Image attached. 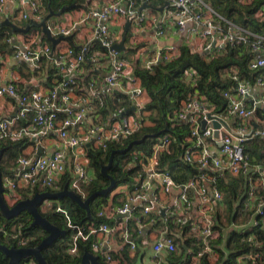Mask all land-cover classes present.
<instances>
[{"label":"built area","instance_id":"built-area-1","mask_svg":"<svg viewBox=\"0 0 264 264\" xmlns=\"http://www.w3.org/2000/svg\"><path fill=\"white\" fill-rule=\"evenodd\" d=\"M7 1L18 8L28 7L29 12L21 13L25 19L40 21L47 13L42 0H0V10ZM166 1L173 10L177 29L184 31L189 28L193 35L201 38V44L196 48L190 47L192 50L213 56L225 53L231 46L245 45L251 54L247 69L260 72L253 79L240 75L235 66L225 72L224 76L233 83L222 93L226 100L222 111H216L214 104L196 89L191 90L173 111L171 123L187 126L181 159L198 169V173L185 183L177 184L167 170L159 167L160 154L168 150L172 142L171 136L163 133L153 143L150 155H144L140 150L133 151L131 164H138L142 171V177L140 173L135 177L140 180L139 185L132 187L124 184L129 188L125 198L120 204L101 207L97 216L103 220L98 225L74 224L64 206L57 205L55 211L65 217L66 225L71 230L67 249L71 254L77 253L79 243L89 242L93 253L100 254L111 263L113 236L118 231L122 234L124 244L135 248V242L129 237V222L134 220L136 230L140 232L142 226L153 224L162 213L158 197L150 194L151 188L157 184L164 193L170 194L173 190L178 193V201H175L178 210L174 214L179 216L181 224L189 223L191 231L199 238V248L191 251V255L196 258L204 254L215 256L216 250L212 243L218 233L213 227V210L217 203L222 202L223 194L218 189L209 191L208 181H214L224 172L238 175L250 167L258 175L250 177V187L244 201L246 211L255 208L247 224L260 228L264 226V161L252 164L246 152V144L257 139L264 147V92L254 95V90H264V36L221 16L203 0ZM138 8L135 0H107L99 8L88 9L82 21H93V37L79 47L68 45L56 48L43 44L39 28L32 27L21 34L18 43L13 45L12 56L15 61L25 64L32 71H38L42 57H47L58 69L59 79L55 78L46 86L19 91L13 82L5 81L3 84L2 72L11 68L0 57V96L7 95L15 102V114L0 117V141L25 138L30 145L23 148L12 172L3 179L4 194L8 197L14 199L17 191L36 187H42V190L54 187L50 191L59 190V183L66 177L65 184L85 198L84 187L106 184L105 179L89 173V170L94 169L89 164L88 151L106 149L109 143L127 138L142 125L151 124L149 112L145 109L149 102L146 101V90L128 63L119 57V52L111 49L116 39L109 27L116 24L120 17L134 15L140 24L149 17L155 25L156 34L163 33L158 18L155 15L148 16L145 10L139 11ZM257 15L264 17V11L259 10ZM47 27L54 37L69 36L73 30V26ZM5 42L9 43L10 40L7 38ZM96 55L106 56L108 71L102 77H91L86 83V91L81 92L76 71L80 70L82 64L93 61ZM153 55L142 67L151 70L159 62L173 60L178 52L171 46L164 48L155 45ZM194 76L195 72L188 70L187 80L191 87H195ZM124 82L126 85H123ZM116 89L125 98L114 97L119 104L116 111L109 119L96 120L99 110L106 105L107 97L114 94ZM131 106L135 109L130 110ZM254 117L258 118L257 124L252 122ZM214 122L218 123V127L214 126ZM215 131L218 132V138L214 136ZM52 135L55 142L45 149L44 141ZM194 196L200 200V204L196 214L192 215L194 208L191 197ZM49 206L47 202L42 208L46 210ZM138 207H141L142 215L147 217L146 221L132 217ZM97 233L101 234V238L93 240L92 236ZM20 234L18 230L9 237L16 239V246H27L32 238L20 237ZM251 238L248 236L249 240ZM152 248L156 255L164 250L175 251L176 244L169 234L166 220ZM247 258L252 256L241 255L230 264H244ZM24 262L37 264L33 258Z\"/></svg>","mask_w":264,"mask_h":264},{"label":"trees","instance_id":"trees-1","mask_svg":"<svg viewBox=\"0 0 264 264\" xmlns=\"http://www.w3.org/2000/svg\"><path fill=\"white\" fill-rule=\"evenodd\" d=\"M47 8V13L51 8L57 11L63 5L74 3L76 7L81 6L82 0H42ZM152 0H149L151 2ZM163 3V0H158ZM208 4L221 16L232 20L236 24L249 29L250 31L264 36V17L258 16L259 10L264 11V0H206ZM139 3V0H136ZM155 5V3H152ZM155 8V7H154ZM26 24H22V27ZM10 32H6V29ZM38 30L41 29L39 28ZM12 30L9 26L0 28V48H5L7 43L3 41L4 37L9 38L12 35ZM17 33V32H14ZM44 37V34H43ZM128 33L126 34V38ZM97 47V46H96ZM251 54L245 45H234L229 47L225 53L221 55H209L205 52L192 50L188 45L182 44L178 48V56L168 62H159L148 70L138 64H134V74L140 79L142 87L146 90L149 96V102L146 105V110L149 112L150 125H142L131 136L123 138L119 141L111 142L106 149L89 150V164L96 172L97 178L106 180V184L101 187L88 185L84 187L85 197L90 195L95 190L101 189L108 184L106 179L100 172L101 165L107 164L109 155L113 149L126 147L132 140L140 139L144 135L146 138L136 144H132L128 150L115 153L113 156L112 165L107 172L116 180V187L123 184H129L132 187L139 185L140 180L135 177L142 171L138 164L132 165L133 151L140 150L144 155H150L152 145L156 137L149 136L161 131V134L166 133L171 136L172 142L168 150L163 151L159 157V167L167 170L177 184H182L188 181L192 176L198 173L195 166L189 165L181 159V154L185 145L184 137L187 133V126L183 123H171L173 111L187 97L189 92L196 89L198 93L204 96L209 102L214 104L216 111H222L225 107L226 100L222 93L232 85V81L224 76L225 72L230 67L235 66L240 75L253 79L260 71H250L247 69V63ZM44 57L42 61L44 64ZM23 64V63H22ZM25 65V64H24ZM195 72V87L188 85L187 72L188 70ZM29 70V69H28ZM32 71V70H31ZM36 74L37 71H32ZM53 76L51 78L59 79L57 67L51 69ZM49 79V84L53 79ZM106 101L104 110L107 105L111 109L117 108V102ZM166 128V130H165ZM28 142L26 139L12 140L10 138L0 141V151L2 156L0 159V171L2 180L5 175L11 173L15 165L16 158L20 155L23 148ZM246 152L250 156L252 164L261 163L264 161V147L260 140L250 141L246 144ZM250 169V168H249ZM251 171V175L249 174ZM241 174L236 178L227 177L225 181L222 177L219 178L218 186L223 193L224 210L217 212L214 218V229L218 233V238L212 243L213 248L218 253V258L215 264H230L236 261L241 255H250L252 258H247L244 264H264V226H250L247 221L250 219L251 212L245 213L243 210L244 200L247 197L249 189V175L252 177L258 174L253 170ZM67 178L61 180L59 189L63 188ZM33 190L18 191L20 198H27L35 191ZM49 190V189H48ZM54 190V189H53ZM107 195L98 196L90 202V215L69 198H64L62 205L68 211L70 220L74 224L85 225L92 223L98 225L103 220L97 216L98 210L106 205L109 197ZM113 197V201L117 202V197ZM52 224L61 229L66 230V234L59 237L53 244L43 248L42 253L47 261V264H77L84 250L91 252L90 243H79L77 253L71 254L68 252L70 228L66 225L65 217L55 211L53 208L50 211H41ZM154 214V213H152ZM155 215V214H154ZM179 216L176 214L167 217V225L169 234L172 236L176 248L179 253H170L167 256L169 264H187L184 257L186 248L193 247V243L198 242L196 235L191 231L189 223L181 224ZM31 217L28 213L22 212L18 216L6 219L0 212V242L8 246H16V239L10 238V234L17 233L20 230V237L32 238L27 246L37 245L46 232L39 226H31ZM18 229V230H17ZM10 236V237H9ZM248 236L252 238L249 240ZM199 247H195L198 249ZM98 255V254H96ZM99 260L104 264H110L98 255ZM113 261L115 264H127L131 258L127 250H122L118 253L112 252ZM0 264H7V258L0 251ZM200 264H210L208 254L200 257Z\"/></svg>","mask_w":264,"mask_h":264},{"label":"crops","instance_id":"crops-1","mask_svg":"<svg viewBox=\"0 0 264 264\" xmlns=\"http://www.w3.org/2000/svg\"><path fill=\"white\" fill-rule=\"evenodd\" d=\"M106 1L107 0H82L81 6L76 7L75 5L70 10L63 11L60 14V15L63 14L61 19L58 21H54L53 26H56V25H63L65 27L73 26V30L71 34L69 35L70 39L59 40L55 44V47L60 48L63 46H68V45L73 46V47H79L89 42V40L93 37V30H92L93 21L90 19L82 21V19L85 13L88 11V9L99 8ZM203 1L206 4H208L206 0H203ZM146 2L149 3L152 7L145 9L144 12H147L148 16L155 15L158 18V21L161 25L163 33L161 35L156 34L155 25L151 23L148 16H147L148 18H146V20L141 24L138 23L136 19H133L131 21L129 30L127 32L128 37L125 38V41H124L125 47L122 51L127 52L130 62H128L124 58L123 60H125L128 63V65L131 67L133 72H134L133 70L134 64L143 66L146 60L154 56L153 53H154L155 45H157L158 47H164V48L171 46V47H174L176 51L178 52V48L182 44H186L189 47L196 48V46H198L202 42L201 38L198 35L197 36L193 35L190 32L189 28L185 29L184 31H179L177 29L176 18L174 17L173 10L169 4H165L166 0H163V3H159L158 0H152L151 2H149L148 0ZM141 3H142V0H139L138 7H140ZM152 3H155V5ZM160 7H163L162 10H160ZM23 11L29 12V8L28 7L18 8L17 5H15L14 3L7 1L1 7L0 21H2L5 17H8V19L12 23H14L15 20H19L27 24L30 21V19L29 18L25 19L21 16V13ZM47 14L48 13H46L45 16ZM125 20H126V17H120L116 24L111 25L109 27L111 34L116 39V43H118L122 38V32H123ZM47 21L48 19L46 20V23ZM16 25L22 27V25L20 24H16ZM34 28L38 29L36 27ZM39 33L40 35H42V38H40L42 39V43L52 46L51 41L48 40L45 36L43 37L42 32L39 31ZM21 34L23 33L22 32L12 33V35L8 38L10 42L7 43L5 48H0V57L3 60H5L11 68L9 70L2 72L1 80L3 81V83L5 81L13 82L19 91H29L32 89H37L40 86H46L47 84H49V79L53 76V73H51V69H53L55 64L50 62L47 57H44L43 58L44 64H42L40 71L38 70L36 74H33V72L28 66L15 61L12 56V52L14 50V46H13L14 43H12V41H15V43L17 44L18 40H20L19 38ZM6 39L7 37H4L3 41H6ZM120 52H119V57H120ZM105 59H106V56L104 55H96L93 61L82 64L80 67V70L76 71L81 92L86 91V83L91 77H102L108 71L107 62ZM52 79L54 80L55 78L53 77L51 78V80ZM123 85H126V82H124ZM263 92L264 90H254V95H259V94H262ZM119 96L125 98V96L121 95V93H119V90L116 89L114 94H111L107 97V100L110 102L112 101L117 102L114 99V97H119ZM145 96H146V101H149L148 94H146ZM115 111H116L115 107L111 109L109 105H107L105 110L104 109L99 110V117L96 120L109 119V117ZM14 114H15L14 100L7 95H1L0 96V117H11ZM257 120L258 118L254 117L252 122L254 124H257L256 122ZM53 141L55 142L54 135L49 136V138L44 141L45 143L44 148L46 149L47 147L52 146ZM28 146L30 145L26 144V148ZM27 150H29V148ZM251 169L252 168L250 167V169L248 168L247 170L242 171L238 175H233L228 172H224L219 177H217L214 181H210V180L208 181V189L209 191H212L214 189H218L221 191V189L219 188L220 185L218 186L220 177H222L225 181H227L226 180L227 177L236 178L241 174L247 175L246 173ZM89 173L91 175L94 174L96 176V172L92 169L89 170ZM249 174L251 175V171ZM250 175L248 179L252 177ZM249 187H250V183H249ZM128 189H129L128 186L124 184L117 186L116 189L110 192L109 197L106 201V205L120 204L125 198L126 196L125 194L128 192ZM17 192L15 193L16 195L14 199L7 197L8 199H10V202L8 203L13 204L14 201L16 202L17 199L20 198V195ZM150 194L158 197L160 201V207L162 208V211H161L162 213H160V215L156 217V221L153 224H145L144 226H142L140 232L136 230V227L134 225L135 223L134 220L129 222V230H130L129 237L135 242V248L131 249L128 245L124 244L121 232L118 231L113 236V246L114 247H113L112 252L118 253L124 249L127 250L129 257L131 258V260L127 264H169L167 256L172 252H168L164 250L156 255L153 251L152 244L154 243L156 238L159 236L163 221L164 220L167 221V217L170 215H173L175 213V210H178V206L175 207V201L177 200L178 193L176 190H173V192H171L170 194L164 193L161 190L160 186L155 184L151 188ZM115 195H119L117 197L118 203H115L113 201V197ZM191 198L193 201V208H194L192 210V215H195L198 210L200 200L195 196ZM224 208L225 206H224L223 200L221 203H217L214 206V210H213L214 218L215 216H217L216 214L217 212L219 213L221 212L222 214ZM243 209H244V204H243ZM42 211H44L43 208H42ZM243 211L245 213L251 212L253 214L255 211V208H252L249 211H246L244 209ZM132 217L142 218L143 221H146V218H147L145 215L144 216L142 215L141 207L135 208V210L133 211ZM92 238L93 240L101 238V234L99 233L94 234ZM196 239L198 242L193 243V247L186 248V253L184 254V257L186 260L187 258H189V261L187 264H200V258H196L191 255V251L195 250V247H199V244H200L199 238L196 237ZM173 252L176 254L179 253L177 248ZM217 258H218L217 252L215 256L208 255V261L210 262V264H215ZM115 263H117V260L111 262L110 264H115Z\"/></svg>","mask_w":264,"mask_h":264},{"label":"water","instance_id":"water-1","mask_svg":"<svg viewBox=\"0 0 264 264\" xmlns=\"http://www.w3.org/2000/svg\"><path fill=\"white\" fill-rule=\"evenodd\" d=\"M165 4H168V1L165 2ZM75 4L70 5H63L60 7L58 11H53L51 8L49 9L48 14L43 17L40 21H35L31 19L25 27L18 26L14 23H12L8 17H5L2 21H0V28L3 26H9L12 30V32H22L26 33L30 30L32 27L40 28L41 32L44 34V36L51 41L52 46L54 47L55 44L61 40V39H70V36H62L59 35L57 37H54L50 30L47 27L46 20L52 16V15H60L65 10H70L73 8ZM152 6L146 2V0H142V3L140 7L138 8L139 11L145 10L147 8H151ZM163 7H160V10H162ZM134 19V15H128L126 16V20L124 23V28L122 32V38L118 43H115L112 45L111 49H115L118 52L122 51L124 49V41L126 38V34L129 30V26L131 21ZM12 43L16 44L15 41H12ZM5 84V83H3ZM130 110H134L135 107L131 106L129 108ZM203 122V126H204ZM214 126L218 127V123L214 122ZM166 130V128H165ZM159 134H161V131L150 134L151 137H156ZM146 136L144 135L140 139L132 140L126 147L119 148V149H113L109 155V159L107 164L101 165L100 172L101 174L108 179V184L98 190H95L90 195H88L85 198H82L78 193H76L74 190L70 189L67 184L63 186L62 189L57 191H50V190H38L35 191L31 196L27 198H21L18 199L13 204H10L6 201L4 192V186L2 183V176L0 171V212L1 214L6 218L10 219L13 217L18 216L22 212H26L31 217V226H39L41 227L45 232L46 235L41 239V241L35 245V246H8L0 242V251L5 255L7 258V264H22L24 260H27L29 258H33L37 264H47V261L42 253L43 248L51 245L56 241L59 237L66 234L65 229H61L58 226L52 224L45 216L42 215L39 206L45 201V200H62L63 198H69L73 202H75L77 205H79L81 208H83L87 215H90V202L95 199L98 196L107 195L112 190L116 188V180L107 172V170L112 165L113 156L115 153L118 152H124L128 150V148L132 144L140 143L142 142ZM215 138H218V132H214ZM41 152V148L38 149V153ZM2 156V151H0V159ZM264 207V205H263ZM77 264H104L99 260L98 255L88 251L84 250L80 257V261Z\"/></svg>","mask_w":264,"mask_h":264},{"label":"rangeland","instance_id":"rangeland-1","mask_svg":"<svg viewBox=\"0 0 264 264\" xmlns=\"http://www.w3.org/2000/svg\"><path fill=\"white\" fill-rule=\"evenodd\" d=\"M62 15H63V14H62ZM62 15H52V16H50V17L48 18L47 25L49 24V25H51L52 27H55V26H53V25H54V21H58V20H60L61 17H62ZM14 23H15V24H20V25L24 24L23 21H19V20H15ZM6 32H10V30L7 28V29H6ZM121 57H122V59L124 58V59H126L128 62H130V59H129V57H128L127 52H125V51L120 52V58H121ZM42 64H43V61L41 60V66H42ZM41 66H40V69H41ZM39 71H40V70H39ZM229 122L232 123L231 120H229ZM2 183H3V186H4V180H2ZM38 189H43V188L41 187V188H38ZM47 189H49V190H53V189H55V188H54V187H47L46 190H47ZM115 189H116V188H115ZM4 195H5L6 201H7V202H10V199L7 198L8 196H7L6 194H4ZM31 195H32V193H31ZM63 200H64V198H63L62 200H59V199H56V200H45V201L39 206V209H40V211H42V205L44 206V205H46L47 202H49L50 206L46 208V211H50V210H52L53 208H55L57 205H62ZM68 239H69V242H70V239H71V232H70V235L68 236ZM98 255H100V254H98ZM100 256H101V255H100ZM100 259H101V260L103 259L102 256H101ZM25 263H26V262H24V263L22 262V264H25Z\"/></svg>","mask_w":264,"mask_h":264}]
</instances>
